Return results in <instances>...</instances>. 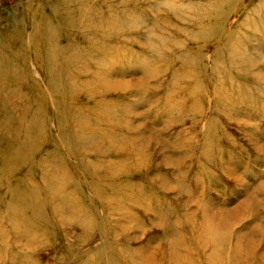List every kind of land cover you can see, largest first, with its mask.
Masks as SVG:
<instances>
[{"label": "rangeland", "instance_id": "374dc122", "mask_svg": "<svg viewBox=\"0 0 264 264\" xmlns=\"http://www.w3.org/2000/svg\"><path fill=\"white\" fill-rule=\"evenodd\" d=\"M71 1L0 0V80L3 79L0 82V264H96L102 254L100 264H114L103 261L111 257L114 250L107 244L98 245V237L88 246L90 255L95 256L92 263H76L74 258L63 256L62 245L71 246L74 233L80 234L82 230L74 227V219L68 213L61 218L56 214L59 204L45 189L49 172L70 190L72 186L77 190L71 195L78 206H74L77 217L97 215L91 212L93 203L89 202L88 193H91V182L100 186V193L92 195L96 205H105L98 216L117 224V241L133 240L132 246L139 253L136 264H192L182 257L179 261L164 262L166 247L174 239L173 226L178 225L182 231L185 225L191 224L196 232L195 225L214 220L218 221L214 223L224 237V256L231 258V264H264V120L253 121L245 117L250 113L240 112L239 120L245 121L250 132L237 136L238 140L227 146L231 156L211 166L199 151L192 155L194 158L190 156L191 143L196 139L186 138L193 136L199 126L193 129L189 121L180 123L179 113L171 111L169 105L177 97L180 104L190 106L195 102L194 94L180 96L181 89L173 90L170 84L181 81L182 69L197 70L195 74H199L210 62L220 75L233 76L225 84L215 80L218 90L232 85L238 88L240 81L247 84L246 91L251 88L254 93L260 92L264 87L261 82L264 81V0H176L181 2L182 9L175 7L173 0H157V3L154 0L153 4L132 0L127 6L108 10L111 14L113 10L127 13L120 26L122 43L115 44L127 51L125 57L112 59L109 52L104 51L90 63L74 59V33L66 38L62 33L52 41L44 37L43 30H57V16L53 14L55 5ZM209 2L212 18H202L205 21L196 23L194 17L205 14L201 8ZM187 4H192V8L186 12ZM91 22L98 24L96 17ZM203 25H219L216 50L208 45L216 54L204 50L206 55L197 57L193 54H200L197 46L205 40L198 30ZM84 29V33L91 31V25ZM226 42L230 45L224 46ZM60 45L61 56L57 51ZM134 50L138 55H129ZM82 53L79 52V58H84ZM184 54L193 57L180 66ZM85 66L89 67L85 70L89 75L101 72L112 83L117 81L114 82L115 90L108 88L114 93L103 102L101 112V103L92 100L98 109L96 113L115 118L110 122L113 127H121L136 138L139 145L150 148L156 162L153 177L157 188L144 185L139 189L116 184L118 190L122 186L123 198H112L110 194L111 197L102 201L98 196L113 184L108 175L121 170L119 161L123 155L107 154L102 158L95 152L90 153L95 172L75 168L83 161L71 157L72 144L61 139L54 116L58 107L64 109L67 103L58 104L59 96L53 83L59 82L61 72L73 77L78 67L82 70ZM151 66L154 74L148 78ZM246 73L252 76L248 81L240 77ZM72 81L82 80L72 78ZM108 87L113 88L112 85ZM78 92L80 89L74 91L75 96ZM216 98L213 95V100ZM218 115L222 120V115ZM29 123L35 124L33 135L30 140H24L21 134ZM227 127L235 131V127ZM126 132L124 138L129 139ZM43 160L49 162L45 168L41 166ZM53 170L55 173L51 172ZM130 179L141 182L142 178L134 175ZM165 213L169 216L166 223ZM58 220L63 222L51 223ZM167 224L172 227H166ZM54 226L66 240L65 244ZM189 237L188 232L184 239ZM196 248L191 251L198 252L187 251V254H193L198 262L201 251L206 255L210 253V250Z\"/></svg>", "mask_w": 264, "mask_h": 264}, {"label": "bare ground", "instance_id": "6f19581e", "mask_svg": "<svg viewBox=\"0 0 264 264\" xmlns=\"http://www.w3.org/2000/svg\"><path fill=\"white\" fill-rule=\"evenodd\" d=\"M135 1L143 2L142 0H134L133 2ZM146 1L149 2V4H153L154 0ZM156 1L157 0H155V2ZM173 1L175 3V7L182 9L180 6L181 2L176 0ZM131 2L132 0H72L70 4L66 2L58 3V5H55L54 7L56 11H53V14H56L57 16V30L51 28L50 32L48 30H43L44 37H46L48 41H52L56 38V36L61 37L62 33H64L65 38L66 36L70 37L74 33L75 42H73V44L71 43L74 47L73 56L75 57V60L81 59L84 63H90L93 57L99 58V55L104 54V51H108L110 54L109 56L112 57V59L123 58L127 54V51H122L123 46L118 45L117 47L115 44L122 43L123 32H121L122 28L120 26L122 23V17H124L127 13H117L113 10V13L111 14L108 10L122 5L127 6V4ZM210 2L209 4L204 3L202 5L201 10L205 11V14L200 17H194V19L196 18V23L199 21H205V19L202 18H212L209 13ZM191 5L192 4L186 5V12L189 11V7H191ZM94 17H96L98 21L97 25L91 22V19ZM109 24H113L114 27H109V29H107L106 26ZM87 25H91V31L84 33L83 31L86 30L84 28ZM198 30L200 31V35L203 36V39L205 40H201L200 43L203 44L197 46V48H199L198 50L201 51L200 54L197 52L193 55L203 57L206 55L204 50H209L211 55H215V50L217 48L215 39L217 40L216 36L219 30V25H203L198 28ZM58 31H60V34H58ZM55 33H57V35H55ZM51 36L54 38L49 39ZM205 37L209 39H206ZM208 45L213 47V49L215 48V50H211V47L209 48ZM226 45H230V43L226 42L224 46ZM61 50L62 47L60 45L59 49L57 48L59 56H61ZM79 52H83L82 55L84 58H79ZM129 55L137 56L138 52L134 50ZM85 57L87 59H85ZM192 57V54H184L183 60H180V66L184 65L185 62H190ZM70 61L71 60L69 59V63H71ZM210 63L211 64H209L207 68H202L199 74H195L197 70L182 69V76H180L179 79L185 82V84H179L181 81L172 82V84H170L171 89L173 90H176L177 88L181 89L179 93L180 96L188 93L194 94L195 102L190 103V106L188 103L180 104L179 98L177 97L170 101L169 105L171 111H177L179 113L180 123L189 121L192 123L193 129L199 126L198 129L196 128L197 131L193 132V136L190 135V138L185 137L186 140H193V138L196 139L193 143H191L192 152L190 156L194 158L192 155L196 151H199L201 155H205L207 157V163L213 166L218 164L221 161V158L225 159L226 156L232 155L230 152L231 150H228L230 147L228 148L227 146L234 144V142L238 140L237 136L246 135L247 132H250V127L245 123V121L239 120L238 116L240 112L245 110L247 113H250V115H244L245 117H251L254 119L253 121L264 120V89H262L264 87L260 88L261 90L259 93H254L251 88L246 91V89H248L247 84H242L239 81L237 82L240 85L238 88L235 85H232L230 88H223L224 90L221 88L218 90V85L215 84V80L220 83L224 82L225 84L227 79L229 80L233 78V76L220 75L219 71H216V66L212 64V62ZM72 67H76V61ZM110 67L113 66L110 65ZM199 67L201 66L199 65L198 69H200ZM88 68V66H85L81 70V68L78 67V70L74 72L73 77H70L68 74V76L66 74L63 75L61 72L62 75L60 74L59 76V82L53 83L55 90H57L58 93L57 97L59 96L57 99L58 104L62 102L67 103L64 109L58 107V112H56L54 116L61 139L72 144V147L69 150V155L83 161L81 166H77L75 168L77 170H92L95 172V165L91 160L90 153L95 152L94 154L102 156V158L107 154L123 155L119 161L121 170L117 173L113 172L108 175L113 179L111 180L113 181V184L107 187L110 188V190L106 188L103 193L98 196V198L102 199V201L111 197L110 194H112V198L116 196H118L119 199H121V197L123 198L124 195L122 192V186L121 189L118 190L116 184L123 185V187H125V185L134 186L139 189H142V186L144 185L157 188L158 183L157 181L155 182L153 177L156 162L153 160V157H151L150 148L139 145L137 139L131 137L121 127H113L110 122L116 120L115 118L111 116H102L101 114L96 113L98 109L95 108L96 104H93L92 100L96 99L97 102L101 103V112L102 105H104L103 102L110 99L108 97L113 95L112 93L114 92H110V90L116 89V83L114 82L117 81H113L112 83L111 80L107 79V75L104 77L101 75V72H92L91 75H89L88 71H85ZM151 68L152 66L148 68V78L154 74V71ZM240 77L248 81L252 76L246 73L240 74ZM72 78H75L77 81L81 79L82 81L74 83ZM262 79H264L263 76ZM192 80L194 82L189 85L188 82ZM261 82L264 81L262 80ZM260 84L262 85V83ZM108 85H112L113 88L111 89ZM124 85L126 86V84ZM76 89H80V92L76 93L77 95L75 96L74 91ZM210 94H212V96ZM213 95L219 99L216 98V101L213 100ZM204 103H206L207 107H205ZM178 105L181 107L179 108ZM216 112H219L218 114L222 115L224 120L219 119L220 116ZM253 112H255L254 115ZM5 116H7V114H4V117ZM35 118L38 117L35 115ZM98 121L103 125L99 124ZM229 125L235 127V131L238 132L235 133V131H230V127H227ZM7 126L10 127V124ZM34 128L35 124L29 123L25 129V133L21 134V137L23 136L24 140H30L32 138L31 135H33ZM7 131L10 132L8 129ZM125 132L129 135V139L124 138ZM246 138L247 137L244 139ZM262 151H264V148H262ZM225 153L227 154L224 155ZM48 163V160H43L41 162V166L45 168ZM186 166L187 165L185 164V167ZM109 169L111 170L113 167ZM51 172L55 173L54 170ZM134 175L137 178H142L140 179L141 182H133L130 179V176ZM95 177H97V173H95ZM45 180L48 182L45 186L46 191L51 193L53 195V200H56V204H59L55 210L56 214L61 218L68 213L70 218L74 219L72 220L74 227L82 230L80 234L74 233L75 236H72V239L75 240L71 241V246H65L67 245L65 244L66 240L62 238V236L58 233L57 228L54 226L55 231L59 234V238L63 239L62 244H65L62 245L63 256L74 258L76 263L79 261V263H82L83 261H90L92 263L93 261L91 259H95V256L92 257L90 255L91 248L88 246L91 245L90 241H92V239L98 237L96 240L98 245L102 244L103 247L104 244H107L108 247L114 250V252L112 251L110 254L111 257L105 258L103 260L104 262L113 261L114 264H136L139 253L137 254L136 249L132 246L133 240L124 241L122 239L117 241L116 232L119 231L117 229V224L113 223L106 217L104 218L102 215L98 216L101 208L102 211L105 210V205L101 201L102 206L96 205L92 200V195L97 191L100 193L98 190L100 186L91 182V189H89L91 193H88L89 202L93 203L91 212L97 215H84L81 218L77 217V208L74 207L76 206L74 204L75 198H71V195L74 194L73 191L76 192L77 190L73 188V186L72 190H70L68 185L64 186L63 182L60 183L56 179V176L51 175L50 172L47 174ZM54 184L56 185V189H52ZM77 201L79 202V200ZM165 214L166 216L163 220H165L166 223L169 220V216L168 213ZM61 222H63V220H58L57 222L52 221L51 223L56 225ZM214 222L218 223L217 220H214ZM214 222H202V225H195L196 232L194 230V226L191 224L185 225L182 228V231L179 230V226L175 224L173 226L175 233L172 236L174 239L166 247L167 253L163 257L165 259L164 262H171L174 259L179 261L182 257V259L186 262L192 264H231V258H226L224 256L225 251L222 249L224 237ZM167 225L168 226L166 227H172L170 224ZM188 232L190 233V237L186 240L184 239V236L187 235ZM193 247H198L196 249L200 248L202 250H210V253L206 255L204 254L205 251H201L198 262V260H196L197 258L192 255L199 250H196L193 253L191 251ZM74 251L77 252V255H75ZM187 251L192 252L193 254H187ZM66 252L69 254L64 255ZM102 258L103 254L100 255L96 264H100ZM249 260H251V258ZM147 263L148 262H145V264Z\"/></svg>", "mask_w": 264, "mask_h": 264}]
</instances>
